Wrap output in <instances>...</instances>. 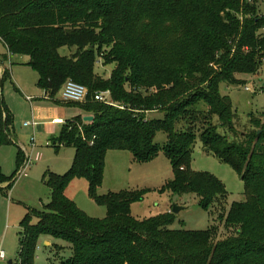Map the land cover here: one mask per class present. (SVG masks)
Returning a JSON list of instances; mask_svg holds the SVG:
<instances>
[{
	"label": "trees",
	"instance_id": "obj_1",
	"mask_svg": "<svg viewBox=\"0 0 264 264\" xmlns=\"http://www.w3.org/2000/svg\"><path fill=\"white\" fill-rule=\"evenodd\" d=\"M251 1L0 0L6 51L28 56L36 85L54 104L93 117L66 120L54 139L53 145L73 147L74 159L64 174L44 173L50 200L19 222L17 264H33L40 237L68 243L71 255L60 264H264V117L249 115V129L240 131L236 110L218 89L222 81L240 83L236 75L254 74L264 57L263 8ZM63 47L67 55L60 54ZM98 60L113 65L108 77L95 72ZM68 79L87 88L85 101L55 98ZM106 90L114 105L94 99ZM153 112L162 116H147ZM11 123L0 95V148L14 143ZM158 131L166 134L162 149L173 171L160 191L194 194L209 213L226 199L215 176L190 168L196 138L238 173L244 200L222 217L234 234L214 240V225L171 229L169 211L139 219L130 205L145 191L97 193L106 152L128 151L133 161H148L158 153ZM23 159L18 147L17 167ZM77 178L87 181L104 217L87 215L66 196ZM14 181V172L0 169V185L7 182L8 190Z\"/></svg>",
	"mask_w": 264,
	"mask_h": 264
},
{
	"label": "rangeland",
	"instance_id": "obj_2",
	"mask_svg": "<svg viewBox=\"0 0 264 264\" xmlns=\"http://www.w3.org/2000/svg\"><path fill=\"white\" fill-rule=\"evenodd\" d=\"M59 52L61 55H67L68 49L63 47ZM4 54H6L5 48L0 41V70L6 71L5 75L0 71V95L12 117L11 125L15 141L0 148V169L7 175L14 172L16 179L11 188L5 192L0 190V196L4 198V203L0 207V249L5 253V258L0 260V264H17L19 222L29 209L40 210L50 200V190L44 181V173L48 170L64 174L71 166L75 154L73 147L53 145L62 125L50 128L39 126L38 129L36 126L33 128L22 125L24 121H31L30 104L25 96L33 98V106L59 110L65 121L82 111L74 106L56 105L53 103L54 100L50 102L48 97L43 98V92L35 85L37 74L25 64V56L10 57ZM112 68L113 65H102L98 60L94 70L108 77ZM236 78L240 83L222 81L218 84V89L221 95L230 99L236 110L238 125H242L239 130H248L249 115L264 117V57L254 74H240L236 75ZM55 98L59 100L58 94ZM107 98L111 100L110 95ZM48 113H51V110L39 113V118ZM150 115L160 117L162 113L147 114ZM218 132L223 133V130L218 129ZM31 137L34 139L33 146L30 144ZM154 142L159 146L158 153L145 162L133 161L128 151H107L103 179L97 193L105 195L121 190L145 191L141 201L130 205V213L139 219L171 212L173 206H177L180 209L173 213L174 219L169 227L171 229L206 230L214 225L217 228L214 240L234 234V229L225 227L222 217L232 203L244 200L243 183L238 173L207 152L199 138H196L190 163L191 170L212 174L224 185L227 192L226 199L213 204L209 213L199 206L198 197L194 194L170 195L166 189L160 191L161 187L172 179L173 171L162 149L166 142V134L158 131ZM18 147L24 149L31 157L30 165L24 170L26 174L19 176L17 173L22 164L19 167L16 164ZM36 152L41 154L38 161L32 159ZM87 185V181L83 178L74 179L65 189V194L87 215L102 218L106 214V209L88 196ZM35 221L36 218H32L31 222L35 223ZM67 245L68 243L59 239L40 237L33 264H60L71 255Z\"/></svg>",
	"mask_w": 264,
	"mask_h": 264
},
{
	"label": "built area",
	"instance_id": "obj_3",
	"mask_svg": "<svg viewBox=\"0 0 264 264\" xmlns=\"http://www.w3.org/2000/svg\"><path fill=\"white\" fill-rule=\"evenodd\" d=\"M248 1L250 2L251 0H248ZM258 4H259L258 5L259 7L263 8V10L261 11L262 13L259 15V17L262 15L264 16V0H259ZM261 32L264 34V24L261 27ZM86 95H87V88L84 85L77 83L71 79H68L64 82V84L60 88L59 101L63 103H81L85 101ZM109 95H110L109 91L107 90L98 92L95 94L94 99L97 101L103 102L107 105H114L113 101L107 98ZM26 99L30 102L32 98L27 96ZM51 122L53 124H64L65 120H63L62 118H53ZM22 125L24 127L32 126L34 128L37 125V121L35 118H31V121H25L23 122ZM33 140H34L33 137H31L30 138L31 146L34 145ZM22 151L24 152L25 155H24L22 165L17 173L18 176L21 174L25 175L26 173L24 170L31 163L30 162L31 157L27 155L24 149H22ZM40 157H41V154L39 152H36L34 156L32 157V159L34 161H38ZM4 258H5V253L2 249H0V260H3Z\"/></svg>",
	"mask_w": 264,
	"mask_h": 264
},
{
	"label": "crops",
	"instance_id": "obj_4",
	"mask_svg": "<svg viewBox=\"0 0 264 264\" xmlns=\"http://www.w3.org/2000/svg\"><path fill=\"white\" fill-rule=\"evenodd\" d=\"M5 48V47H4ZM5 52H6V55L5 56H10V57H14V56H16V55H13V54H10V53H8L7 51H6V48H5ZM20 56H25V55H20ZM25 58H26V61H25V64H27L28 63V61H29V58H28V56H25ZM1 72H4V70H0ZM36 83H37V80H36ZM36 83H35V85H36ZM36 87H38L37 85H36ZM39 88V87H38ZM40 89V88H39ZM41 91L43 92V98L44 97H46L45 96V94H44V91L41 89ZM60 91V90H59ZM59 91H58V96H59ZM28 96V95H27ZM27 96H25V99H26V97ZM30 97V96H29ZM27 100V99H26ZM51 99H49V101H50ZM58 100V99H57ZM28 101V100H27ZM32 101H33V98L31 99V101L29 102V104H30V112H31V118H35V119H37L38 121H37V125H36V129H38L39 128V126H43V127H45V128H50L51 126H56V125H63V124H53L52 122H51V120L53 119V118H62V116L60 115V112H59V110H57V109H45V108H42V107H36V106H33V104H32ZM51 102V101H50ZM60 102V101H59ZM79 109V108H78ZM51 110V113H48L47 115H45L44 117H42V118H39V113H44V112H49ZM80 110V109H79ZM81 111V110H80ZM79 115H82V116H85L86 114L85 113H83V112H81ZM63 119V118H62ZM64 120V119H63ZM25 122V121H24ZM66 122V121H65ZM12 126V125H11ZM11 126H10V129H11V137H12V140H13V142L15 141V134H14V130H13V128H11ZM35 128V127H34ZM54 143V142H53ZM21 149V148H20ZM22 150V149H21ZM3 172V171H2ZM4 173V172H3ZM5 175H7L6 173H4ZM8 175H10V174H8ZM6 185H7V182H5V183H3V184H1L0 185V190L1 191H3V192H5L7 189H5V187H6ZM6 201L8 202V200L6 199ZM4 203V198H2L1 196H0V207H2V204ZM6 203V202H5ZM6 205V204H5ZM7 207H8V203H7ZM43 240H45V239H43ZM45 242H46V240H45Z\"/></svg>",
	"mask_w": 264,
	"mask_h": 264
},
{
	"label": "water",
	"instance_id": "obj_5",
	"mask_svg": "<svg viewBox=\"0 0 264 264\" xmlns=\"http://www.w3.org/2000/svg\"><path fill=\"white\" fill-rule=\"evenodd\" d=\"M83 121H92L93 117L92 116H89V115H85L82 117ZM206 149V148H205ZM180 209V207H177V206H173L171 212L172 213H176L178 210Z\"/></svg>",
	"mask_w": 264,
	"mask_h": 264
}]
</instances>
